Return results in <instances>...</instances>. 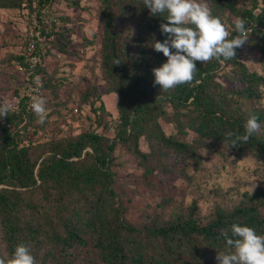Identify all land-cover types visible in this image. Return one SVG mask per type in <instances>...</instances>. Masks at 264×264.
I'll return each mask as SVG.
<instances>
[{"label": "trees", "instance_id": "1", "mask_svg": "<svg viewBox=\"0 0 264 264\" xmlns=\"http://www.w3.org/2000/svg\"><path fill=\"white\" fill-rule=\"evenodd\" d=\"M28 1V18L52 3ZM204 1L209 2L214 16L221 7L246 21L249 37L236 55L237 50L249 47L258 50L264 60V0L261 6L251 0L250 8H240L234 0ZM17 5L14 0L0 2V7ZM102 5L101 69L110 90L117 94V134L110 139L84 131L35 142L42 124L28 98L19 101L18 109L5 117L6 123L0 118V253L6 252L10 258L15 247L24 243L31 246L37 264H218V252L234 250L222 235L228 231L231 236L232 224L252 227L264 235V184L252 193L245 191L240 202L218 206L205 222L193 203L185 214L179 212L167 220L141 214V223H135L128 217L127 192L118 184L113 168V151L117 142L127 144L146 174L153 173L155 164L172 151L197 163L196 145L185 140L193 130L194 142L202 148L220 155L221 146L237 156L253 152L264 162V109L258 91L264 78L249 71L237 56L223 62L197 61L198 70L190 84L162 92L154 85L153 69L162 66L167 57L152 44L166 38L161 24L168 22L167 13L152 15L144 0H102ZM256 8L258 15L254 14ZM49 15L53 17L47 27L51 46L57 15L54 10ZM38 18L45 31L47 24L40 14ZM123 23L131 24L127 32L121 28ZM236 35L235 31L229 39ZM23 38L13 60L24 59L27 39ZM52 52L50 48L42 54L31 76L39 74L43 96L49 86L44 62ZM117 60L121 62L115 64ZM2 62L0 58L3 66ZM228 65L237 70L229 79H237L240 85L225 87L216 79L218 71ZM251 115L258 116L260 133L248 143L232 147L226 133L244 134ZM159 118L174 123L175 133L166 134ZM140 137L148 141L149 151L140 149ZM180 172L187 177L184 169Z\"/></svg>", "mask_w": 264, "mask_h": 264}, {"label": "rangeland", "instance_id": "2", "mask_svg": "<svg viewBox=\"0 0 264 264\" xmlns=\"http://www.w3.org/2000/svg\"><path fill=\"white\" fill-rule=\"evenodd\" d=\"M234 1L240 8L252 5L251 0ZM14 2L17 7H0V58L4 64H0V98L7 100L15 88L17 91L20 87L21 73L12 60L21 50L29 22L26 13L30 8L29 1ZM207 4L210 7L209 2ZM257 4L261 6L262 0H257ZM50 6L56 12L57 21L51 36L53 52L45 60L49 86L44 97L48 116L34 135V141L62 139L84 131L101 133L112 139L117 134L119 118L117 94L110 90V82L105 80L101 69L102 0H52ZM217 11L231 36L235 32L233 21L238 17L225 8L220 7ZM259 11L256 8L254 13ZM121 28L127 32L131 24L123 23ZM236 56L249 71H264V60L258 50L244 47L237 50ZM8 60L11 62L6 65ZM233 73L237 74V70L231 65L224 66L216 79L225 87L238 86L237 79L228 77ZM260 107L264 109L261 103ZM159 121L166 134L175 133L174 123H167L162 118ZM195 134L189 130L185 140L196 145L200 154L197 163L189 158L182 159L179 152L172 151L162 163L155 164L153 173L148 174L137 163L127 144L116 143L113 168L119 176L118 184L127 192L125 204L130 220L141 223V214L146 218L167 220L176 213L185 214L195 203L197 215L205 222L218 206L240 202L245 191L252 193L259 184H264V162L256 154L244 152L237 156L235 152H229V147L221 146L223 154L220 155L194 142ZM138 144L141 150L149 151L144 137L139 138ZM181 169L187 172V177L181 174Z\"/></svg>", "mask_w": 264, "mask_h": 264}, {"label": "clouds", "instance_id": "3", "mask_svg": "<svg viewBox=\"0 0 264 264\" xmlns=\"http://www.w3.org/2000/svg\"><path fill=\"white\" fill-rule=\"evenodd\" d=\"M152 15L167 13V23L161 24V32L166 36L163 42L152 44L155 51L162 52L167 61L153 69L154 85H159L162 92L174 90L178 85L190 84L197 72V61L207 63L212 59L223 62L236 57V49L248 40L249 29L246 21L236 18L233 23L235 37L229 39L228 26L218 16H214L207 3L202 0H144ZM258 15V13H254ZM223 58V60H221ZM121 61L117 60L115 64ZM264 76V71L257 73ZM36 95L31 96V109L43 124L48 116L47 99L39 94L42 87L39 76L34 80ZM261 94V105H264V84L258 87ZM15 103L0 98V118L15 112ZM244 134L226 133L232 147L248 143L253 135L260 133L261 125L256 115H251L245 122ZM222 235L227 246L234 249L230 253L217 254L218 264H264V235L257 234L255 229L234 223L231 236L228 231ZM0 264H37L28 244H18L12 256L0 253Z\"/></svg>", "mask_w": 264, "mask_h": 264}, {"label": "built area", "instance_id": "4", "mask_svg": "<svg viewBox=\"0 0 264 264\" xmlns=\"http://www.w3.org/2000/svg\"><path fill=\"white\" fill-rule=\"evenodd\" d=\"M53 10L54 9L51 6H44L41 8V11L39 13L33 11L30 14V23L29 26L26 27L25 33L27 43L24 59L23 61L13 60L12 63L21 73V81L19 83L20 87L10 98V100L15 103L16 109H18L19 101L22 98H28L29 106L31 107V96L37 94V92L34 91V80L36 76H39V74L35 73L33 78H31V76L34 74L35 66L42 61V54L46 53L50 49V44L48 43L49 35L47 36L50 30L47 27L52 21L53 17L49 14H51ZM38 14H40L41 18H43V21L47 24L46 26H44L45 31H43L42 28L39 27ZM1 123H6L5 118L1 119Z\"/></svg>", "mask_w": 264, "mask_h": 264}]
</instances>
